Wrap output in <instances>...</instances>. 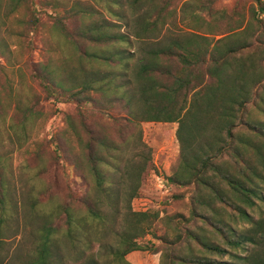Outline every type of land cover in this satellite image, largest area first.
I'll return each instance as SVG.
<instances>
[{
  "label": "trees",
  "instance_id": "1",
  "mask_svg": "<svg viewBox=\"0 0 264 264\" xmlns=\"http://www.w3.org/2000/svg\"><path fill=\"white\" fill-rule=\"evenodd\" d=\"M26 1L0 0V11L3 4L9 10L4 18L14 20L16 38L13 48L0 38V57L7 65H13L12 58L23 62V51L31 50L23 40L39 29L38 14H21ZM90 1L125 31L110 20L89 22L87 15L101 14ZM173 1L59 0L52 5L47 58L31 74L47 100L69 102L76 111L65 115L64 128L49 139L53 150L38 143L29 152L27 166L37 182L34 201L41 206L31 264H63L64 241L72 247L73 264H99L95 250L104 245L105 229L117 238L110 254L124 263L129 252L147 250L159 252L160 264H235L224 257L245 250L246 264H264V248L255 254L244 246L264 243V50L254 51L249 40L236 41L242 25L222 30L198 14L211 12L218 0H189L183 10L188 32L169 31L176 15ZM256 1L254 14L262 26L258 15L264 16V6ZM3 25L0 17V32ZM66 60L76 64L84 81L67 84L75 73H64ZM3 69L0 131L9 118L11 127L26 134L40 114ZM142 122L177 123L180 158L166 180L190 187L188 215L132 209L130 200L151 164L149 152H137L128 199H119L120 178L130 175L125 151L130 139L143 145ZM111 126L119 130L116 135ZM61 160L80 179L67 180L63 196L56 193L49 170ZM4 178L0 159V223L8 205ZM242 223L249 226L238 231Z\"/></svg>",
  "mask_w": 264,
  "mask_h": 264
},
{
  "label": "rangeland",
  "instance_id": "2",
  "mask_svg": "<svg viewBox=\"0 0 264 264\" xmlns=\"http://www.w3.org/2000/svg\"><path fill=\"white\" fill-rule=\"evenodd\" d=\"M59 0H27L25 7L22 8L21 14L30 15L31 11L38 14L40 18V25L37 33H31L23 41H27L30 44L31 50L26 48L23 51V62L14 63L13 65H7L5 60L0 57V82L5 77L4 67L7 68V75L14 78V88L21 85V91L23 94H29L31 101L34 103V107L39 112L38 120L29 123L28 130L21 134V130L15 126H10L9 118L6 121V129L0 131V159L5 169V192L7 201V213L4 215V221L0 223V264H31L36 258V243L39 228V214L37 209H41V206L34 200L35 187L37 184L32 177L33 169L27 166L29 161V152L34 150L38 143L46 144L42 147L49 150H53L54 144L49 142V139L53 135H57L65 126V115L67 113H74L76 108L69 102L47 100L45 92L40 85L39 80L34 77L31 72L38 71L40 64L47 58L45 53V41L50 31L53 13L52 5ZM189 0H174L172 7L176 10L174 17V23H169V31L171 32H188L185 27L187 16L183 10L186 7V2ZM100 11V15L89 14L90 21H111L115 22L116 26H120V29L125 31L119 20H116L108 15V13L95 1H90ZM49 5V6H48ZM8 6L3 4L0 11V17L4 21L3 28L0 32V38L8 46L15 45L16 38L13 36L14 32V20L5 19L4 14H8ZM128 16L132 13L127 8ZM257 12L256 0H218L212 6V11H199L198 14H202L206 20L210 22L218 23V27L222 30H226L238 25L244 32L239 33L238 40L251 41V48L255 50H264V16L258 15V19L262 20V26L259 25L257 17L254 13ZM19 14V13H17ZM131 14V15H130ZM99 17V18H98ZM105 17L107 19H105ZM132 17V16H131ZM254 17V18H250ZM101 19V20H100ZM119 19V18H118ZM121 20V19H120ZM208 21V22H209ZM122 22V21H121ZM209 22V23H210ZM248 23H250L248 25ZM262 27L261 31L257 28ZM119 29V28H118ZM116 30V29H115ZM206 32V30H203ZM188 35L187 33H184ZM183 35V37L185 36ZM217 37V36H216ZM22 41V42H23ZM234 40V42H236ZM26 42V43H27ZM231 42V41H230ZM121 48H127V45L120 46ZM119 49V47H115ZM134 48V47H133ZM133 48H129L133 50ZM139 51V47L134 48ZM261 49V50H260ZM140 53V52H138ZM56 59L57 56H55ZM137 54V61L139 60ZM140 62V61H139ZM132 65L135 64L132 61ZM64 73L67 71L74 72L75 75L72 78H67V84L70 82L79 83L85 80V77L78 73L76 64L66 60L63 64ZM20 73L23 77L20 76ZM94 77V76H92ZM5 80V78H4ZM21 92L19 89H17ZM14 91V92H17ZM28 95H24L23 99L26 100ZM12 111L8 113L10 116ZM115 114L119 111H115ZM177 123L167 122H142L140 129L142 131L143 145L130 139V143L126 148V155L128 165L126 166L127 172L130 173L129 177L120 178V201L126 202L128 199V191L126 188L131 184L133 178V172H135L134 165L138 162L137 152L147 154L149 152L151 158V164L148 169L143 173L142 180L139 188L136 190V194L130 200L133 210H147L157 209L160 211V216L165 214H185L188 215L190 208L189 195L190 187L174 186L171 185L166 177L172 173L176 168L180 158L179 142L176 136ZM112 134L116 135L119 130L116 126H111L109 129ZM50 145V146H49ZM45 153V152H44ZM44 155L45 158H49ZM31 165L35 163L30 161ZM132 166V169H130ZM32 170V171H31ZM50 179L56 183L55 191L59 195L63 196L65 188L67 186V180L72 182H80L76 171L72 169L70 165L64 161H60L57 167H50ZM47 177V176H46ZM71 184V183H70ZM54 191V192H55ZM176 195L177 197H174ZM34 210L33 214L31 211ZM36 211V212H35ZM264 212V211H263ZM253 214L257 211L253 210ZM264 214V213H263ZM38 215V216H37ZM249 226L247 223H242L236 226L237 230L246 229ZM159 233V232H158ZM104 245L95 246V254L99 264H160L159 252L154 253L147 250H135L131 251L125 256V263L114 259L110 254L111 248L115 246L117 240L114 233H111L109 229H105V233L101 235ZM146 240L153 242L151 236H147ZM261 239V243H256L254 246L245 244V247H250L251 253H259L264 248V243ZM63 264H73L74 254L71 245L67 242H62ZM244 254H247L245 250L237 251V253L231 254L232 256H225L224 259H228L235 264H246L242 258Z\"/></svg>",
  "mask_w": 264,
  "mask_h": 264
},
{
  "label": "built area",
  "instance_id": "3",
  "mask_svg": "<svg viewBox=\"0 0 264 264\" xmlns=\"http://www.w3.org/2000/svg\"><path fill=\"white\" fill-rule=\"evenodd\" d=\"M262 6H264V0H258Z\"/></svg>",
  "mask_w": 264,
  "mask_h": 264
}]
</instances>
